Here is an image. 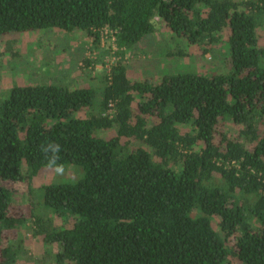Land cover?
Segmentation results:
<instances>
[{"label": "trees", "instance_id": "trees-1", "mask_svg": "<svg viewBox=\"0 0 264 264\" xmlns=\"http://www.w3.org/2000/svg\"><path fill=\"white\" fill-rule=\"evenodd\" d=\"M155 16L204 54L228 29L229 72L135 82L121 56L95 89L13 86L0 102V238L26 224L10 215L13 187L52 168L53 143L57 164L82 171L44 187L59 224L27 197L56 264H264V0H0V37L82 31L104 57L107 28L123 55Z\"/></svg>", "mask_w": 264, "mask_h": 264}, {"label": "rangeland", "instance_id": "rangeland-1", "mask_svg": "<svg viewBox=\"0 0 264 264\" xmlns=\"http://www.w3.org/2000/svg\"><path fill=\"white\" fill-rule=\"evenodd\" d=\"M152 22L155 32L123 55L116 49L109 50L111 34H105L100 43V48L108 51L104 57L98 54L100 50L95 48L93 39L82 31L65 33L56 29L0 37V102L17 85L54 84L70 89H95L98 82L91 79L101 78L104 72L109 73V68L121 56L127 63L129 78L135 82L157 84L165 75L216 76L229 72L228 29L219 35L217 44L207 47L209 51L204 54L203 48L191 45L185 37L174 34L158 16ZM85 60L93 61L86 65ZM81 175V168L75 165L64 166L63 175H57L54 168H43L32 180L30 189L26 182L13 187L10 215L24 217L27 221L20 228L4 231L0 238V251L8 245L15 249V262L12 264H56L43 237L33 235L34 218L27 197H31L36 215L49 216L59 224V218L44 205V187L74 183ZM216 219L219 220L214 218L213 223L218 229ZM234 262L239 263L238 260Z\"/></svg>", "mask_w": 264, "mask_h": 264}, {"label": "clouds", "instance_id": "clouds-1", "mask_svg": "<svg viewBox=\"0 0 264 264\" xmlns=\"http://www.w3.org/2000/svg\"><path fill=\"white\" fill-rule=\"evenodd\" d=\"M42 151H44L46 155L48 153L53 154L52 156L49 157V167L54 168L55 173L57 175H63L64 165L56 163L58 154L60 152V146L58 144L49 143L46 147H42Z\"/></svg>", "mask_w": 264, "mask_h": 264}, {"label": "built area", "instance_id": "built-area-1", "mask_svg": "<svg viewBox=\"0 0 264 264\" xmlns=\"http://www.w3.org/2000/svg\"><path fill=\"white\" fill-rule=\"evenodd\" d=\"M110 32V34H111V39H112V43H111V45H110V47H111V50L112 49H116L117 50V47H116V44H115V37L112 35V32L109 30V29H104V30H102L101 31V41L103 40V37H104V35L105 34H107L108 35V33ZM113 52V51H112ZM115 52V51H114ZM117 52V51H116ZM115 52V53H116ZM115 63V62H114ZM109 70H110V68H109ZM110 106H113V104H111ZM110 112H111V110H110Z\"/></svg>", "mask_w": 264, "mask_h": 264}]
</instances>
